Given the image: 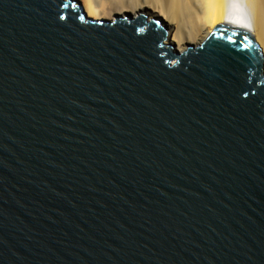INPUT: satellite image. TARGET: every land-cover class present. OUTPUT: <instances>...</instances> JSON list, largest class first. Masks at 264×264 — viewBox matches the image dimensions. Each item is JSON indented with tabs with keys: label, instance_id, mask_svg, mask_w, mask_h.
Masks as SVG:
<instances>
[{
	"label": "water",
	"instance_id": "95a60500",
	"mask_svg": "<svg viewBox=\"0 0 264 264\" xmlns=\"http://www.w3.org/2000/svg\"><path fill=\"white\" fill-rule=\"evenodd\" d=\"M168 36L0 0V264H264L260 41Z\"/></svg>",
	"mask_w": 264,
	"mask_h": 264
},
{
	"label": "bare ground",
	"instance_id": "6f19581e",
	"mask_svg": "<svg viewBox=\"0 0 264 264\" xmlns=\"http://www.w3.org/2000/svg\"><path fill=\"white\" fill-rule=\"evenodd\" d=\"M76 1L92 17L102 20L113 22L116 17L127 14L133 17L144 14L150 20H159L169 31L167 43L180 49L198 38L205 37V41L221 24L241 26L254 32L264 54V0Z\"/></svg>",
	"mask_w": 264,
	"mask_h": 264
},
{
	"label": "rangeland",
	"instance_id": "374dc122",
	"mask_svg": "<svg viewBox=\"0 0 264 264\" xmlns=\"http://www.w3.org/2000/svg\"><path fill=\"white\" fill-rule=\"evenodd\" d=\"M149 11V10H148ZM173 29H175V27H173ZM205 37H202V38H198L194 41H190V43H186L184 44L183 46V49H180V47L178 45H176V47L178 48V50H186V48L191 44V45H199L201 44L203 41H204Z\"/></svg>",
	"mask_w": 264,
	"mask_h": 264
},
{
	"label": "snow or ice",
	"instance_id": "6c2138e0",
	"mask_svg": "<svg viewBox=\"0 0 264 264\" xmlns=\"http://www.w3.org/2000/svg\"><path fill=\"white\" fill-rule=\"evenodd\" d=\"M65 7H68L67 4L64 5ZM64 17H61V19H63ZM245 39H247V37H245ZM245 95H247V93H245Z\"/></svg>",
	"mask_w": 264,
	"mask_h": 264
}]
</instances>
